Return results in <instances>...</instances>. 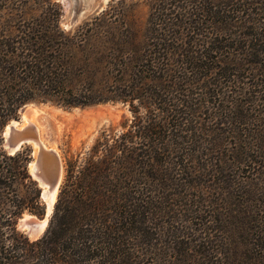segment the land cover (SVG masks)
Wrapping results in <instances>:
<instances>
[{"label":"trees","instance_id":"16d2710c","mask_svg":"<svg viewBox=\"0 0 264 264\" xmlns=\"http://www.w3.org/2000/svg\"><path fill=\"white\" fill-rule=\"evenodd\" d=\"M154 3L143 31L113 6L65 31L58 3L0 0V145L31 102L132 113L67 166L44 234L17 251L16 199L1 206L26 153L0 148V264H264V0Z\"/></svg>","mask_w":264,"mask_h":264},{"label":"rangeland","instance_id":"374dc122","mask_svg":"<svg viewBox=\"0 0 264 264\" xmlns=\"http://www.w3.org/2000/svg\"><path fill=\"white\" fill-rule=\"evenodd\" d=\"M58 3L61 8L60 26L65 31L73 30L78 25L89 20L93 16L106 10L108 7L113 6L116 9H120L125 15L128 23L134 26L138 30L143 31L150 22V13H155L156 4L154 0H51ZM212 4L221 5L228 0H211ZM162 4V3H161ZM153 5V10H151ZM3 10L0 11V15H3ZM238 14L235 13L236 18ZM234 29V28H233ZM242 31L235 28L232 31V37L242 39L243 35H240ZM243 33V32H242ZM178 42L181 40V34H178ZM250 40V38H248ZM240 53V51H239ZM260 83V80H258ZM257 113H262L263 107L259 106L255 108ZM132 119V113L129 111L128 105L116 102H108L102 104H96L87 107H72L67 108L61 105H57L51 102H31L22 106L18 111L16 119H10L3 127L1 133V145L0 148L5 152L6 157H10L4 147V131L6 126L11 121L18 122L17 128L22 127L30 121L36 128H38L40 140L49 149L54 150L60 158L62 165V179L66 175V168L69 164L76 166L82 165L84 160L91 153V149L96 144L98 139H103L104 136L119 135L121 132L127 129ZM35 121V123H34ZM109 138V137H107ZM24 151L26 153L24 164L26 166V175L23 178H16V182L11 184L9 189L5 191L8 197L7 204L1 207L12 209L13 206L8 207V203L12 205V201L16 199V223L15 232L8 231V235H11V241L17 248H27L28 243L34 242L39 239L45 232L49 219L52 215L50 213L47 224H45L44 230L38 235L32 237L27 235L24 228H20L19 224L23 220L40 222L44 220L46 211L45 201L41 197L42 188L39 186L37 180L32 176L30 172V163L34 160L33 152L34 148L32 143H27L21 147L16 153ZM15 154V153H14ZM12 154V155H14ZM8 164H13L14 161L6 160ZM22 163L21 160L16 159V164ZM23 164V163H22ZM59 186V188H60ZM55 193V201L57 194ZM38 191L40 205L42 206V214L36 215L31 206V197ZM21 199L26 203L23 210L17 208L18 202ZM9 201V202H8ZM54 201V203H55ZM27 205V206H26ZM54 207V204H53ZM5 229V228H3ZM16 250V251H17ZM16 255V252H15Z\"/></svg>","mask_w":264,"mask_h":264},{"label":"water","instance_id":"95a60500","mask_svg":"<svg viewBox=\"0 0 264 264\" xmlns=\"http://www.w3.org/2000/svg\"><path fill=\"white\" fill-rule=\"evenodd\" d=\"M14 123L15 121L9 122L4 131V147L6 148V151L11 155L19 151L21 147L25 145L26 143H28L29 141L36 139V136H31V137H24L19 140L17 139L11 140L10 136L12 133L16 132L17 130L16 127L18 125V122H17V125H15ZM28 127L29 126L24 127L22 130H20V132H22L23 130H26V128ZM6 130H7V134H5ZM45 154H48L51 159L55 160V164L53 167L49 166L48 163L44 160ZM34 161H35L34 162V172L31 174L37 180L39 186L42 188L41 197L45 201V204H46V211H45V215L43 219H46V224H47V219L50 213L52 212L53 206L51 205L50 208L47 206V203L44 197L45 196L44 191L46 190L47 193L54 192L56 190L58 191V188L60 186L61 179H62V165H61L59 156L55 154V152L51 150L48 152H45L44 149L41 147L39 148V151ZM39 179L42 180L43 184L40 183ZM40 222H33V221L25 220V221L20 222L19 226L20 228H24L27 235L34 237L44 230L43 229L41 231L40 225H39Z\"/></svg>","mask_w":264,"mask_h":264},{"label":"bare ground","instance_id":"6f19581e","mask_svg":"<svg viewBox=\"0 0 264 264\" xmlns=\"http://www.w3.org/2000/svg\"><path fill=\"white\" fill-rule=\"evenodd\" d=\"M34 123H35V121H34ZM14 124L17 125V122L15 121ZM26 126H29V127L26 128V130H23L22 132H20V130H22ZM16 129H17L16 132L15 133H12L11 136H10L11 140H14V139L19 140V139H22L24 137L36 136V139H33V140H31V141L28 142V143H32V146L34 148V152H33L34 160L36 158V155H37L40 147L43 148L45 152H48L50 150L53 151V152H55L54 150L49 149L48 147H46L42 143L43 141H41L42 139L40 140V135H39L38 128H36V126H34V124H32L30 121H27V124L23 125L20 128H17L16 127ZM5 134H7V130H6V133ZM55 154H57V153L55 152ZM34 160L30 163V166H29L31 173L34 172V162H35ZM44 160L48 163L49 166H52L53 167L54 164H55V160L54 159H51L48 154H45ZM40 183L43 184L42 183V180H40ZM56 191L50 192V193H47L46 190L44 191V195H45L44 197H45L47 206L49 208H50L51 205L53 206V203L55 201V193H56ZM23 221H25V220H23ZM45 224H46V219H44V220H42L40 222L39 225H40L41 231L44 229Z\"/></svg>","mask_w":264,"mask_h":264}]
</instances>
